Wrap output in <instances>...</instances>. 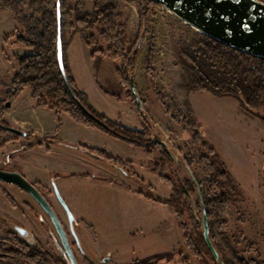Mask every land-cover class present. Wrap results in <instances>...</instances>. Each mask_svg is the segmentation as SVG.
Instances as JSON below:
<instances>
[{"label": "rangeland", "instance_id": "374dc122", "mask_svg": "<svg viewBox=\"0 0 264 264\" xmlns=\"http://www.w3.org/2000/svg\"><path fill=\"white\" fill-rule=\"evenodd\" d=\"M74 7V0L66 5L70 21L66 22L64 31L72 28L82 32L93 54L105 57H98L94 63L95 80L104 94L93 91L88 96L89 106L109 121L130 130H144L145 136L165 144L164 151L158 147L148 152L103 132L116 143L107 141L104 143L106 151L93 149V157H88L83 151L53 143L59 151L70 156L68 161L80 162L74 156L79 157L81 152L85 154L81 156L84 161H93V174L80 171L66 176V190L61 188L58 178L52 179L65 206L79 220L74 230L82 250L93 264H155L158 261L170 264L174 260L181 263L186 257L187 264L264 261V121L246 112L234 97L217 94L234 92L236 84L224 78L221 69L206 66L201 54L195 52H200L206 44L203 34L161 5L149 6L148 18L141 23L137 7L132 3L123 4L120 13L126 36L125 50L139 52L134 71L130 75L127 73V79L129 81L130 76L134 79L143 102L140 111L132 95L128 97L130 90L126 89V80L117 73L120 62L107 55L109 43L101 35L104 26L95 16L93 0H85L78 15ZM24 10L25 14H30L27 7ZM6 12L10 14L9 11L0 12V93L3 82L10 78L12 81L16 58L32 50L17 42L18 35L39 40L42 22L48 19L39 12L30 25L24 23L23 28L17 23L12 29L9 19L3 15ZM208 47L214 48V45L208 44ZM151 48L152 80L147 77L144 66ZM75 63L77 81L82 85L86 82L85 71L78 61ZM238 64L245 68L241 60ZM200 70L216 76V79L211 78L209 89H199L208 86L201 80ZM136 80L142 84L140 89ZM82 87L86 89V85ZM215 87L217 91L212 89ZM18 96L9 101L10 104ZM251 111L255 113L259 109ZM186 124H190L207 146L215 149L236 184L230 191L225 216L204 203L212 190L203 159L205 155L209 158L212 155L202 148L201 141L196 143ZM17 138L27 141L26 137ZM12 153L3 157L4 153L0 154V168H11L6 159L7 155L10 159ZM30 171L36 173L33 169ZM36 177L44 180L40 174ZM51 177L54 176L45 179L50 188L53 187ZM228 186L224 190H230L233 184ZM171 194L172 201L180 203L183 212L180 220L170 211L173 209L168 204ZM51 201L53 210L65 219L66 212L60 202L54 197ZM200 201L210 212L209 236L219 254L218 260H212L204 239V242L200 240ZM38 217L50 225L29 194L12 184L0 182V238L12 225L23 227L34 234L33 238H37L46 251L58 258L52 242L37 224ZM179 224L184 225L199 254L192 255ZM78 263L84 264L81 259Z\"/></svg>", "mask_w": 264, "mask_h": 264}, {"label": "trees", "instance_id": "16d2710c", "mask_svg": "<svg viewBox=\"0 0 264 264\" xmlns=\"http://www.w3.org/2000/svg\"><path fill=\"white\" fill-rule=\"evenodd\" d=\"M59 1L61 8L63 39L66 22L68 23V21H70L68 16V13L70 12H68L66 16L65 9L66 5L71 0ZM84 1L85 0H74L75 7L73 10L76 15L82 12ZM124 3H132L137 7L141 23L148 18V7L155 6L157 4L147 0H93L95 16L100 18V22L104 26L101 35L103 39L109 43L107 55L120 62V66L117 67V73L121 76L122 80H126V88H129L127 73L129 75L133 73L139 52L125 50L126 36L121 23L120 13V9ZM25 7H27L30 14H25ZM3 11H9L12 18L20 26H23V28L25 27L24 23L30 25L35 20L39 12L48 16V19L42 22L43 30L40 32L41 36L39 40L32 41L27 37L18 35L17 42L31 48L32 50L27 55L18 56L16 58L17 68H14L13 70L11 87L7 91L5 102L13 101L16 96L27 88L30 91L31 99L35 107L53 110L56 113L59 122L61 121V114L65 113L75 122L83 126L100 130L117 139L142 147L143 149L148 150V152H151L158 147H162L161 151H164V147L159 141L145 136L146 131H139L137 129L130 130L117 123L111 122L105 116L96 113L89 106L86 96L77 89V86L70 74L64 53L65 44L63 40V64L65 74L78 102L89 111L90 115H86L79 107L78 103L73 100L66 85L64 84L56 58V0H0V12ZM203 37L206 39V44L200 52H195L201 54L206 66H209L211 69H221L223 74H220L224 78L227 77L228 80L230 78L231 84H236L234 92L215 93L234 97L240 102L241 107L246 112L257 116L264 121V60L224 46L216 40L206 37L205 35H203ZM86 41L87 44L90 45L88 38ZM208 44H210V46L214 45V48L208 47ZM216 46H218V48H216ZM239 60L245 63V68L238 64ZM144 66L147 77L152 80V48L148 50V53L145 56ZM199 73H201V80L208 83V86L203 87V85L199 89H209V86L211 87L212 84L211 78L216 79V76L214 74L209 76V72H205V70H200ZM212 89L216 91L218 90L216 87ZM128 96H131L130 91H128ZM1 105L2 102H0V126L6 125L1 119V111L3 110ZM251 109H259V111L254 113ZM95 119H97L98 122H96ZM186 129L194 134L196 143L197 141H201L202 148L206 149L208 153L212 155V158L205 155L204 157L206 158L203 159L204 167L210 177L208 181L211 184L212 190L210 192V197L205 199L204 203L207 208H210L212 211H218L222 216H225L230 203V191L234 190L233 188H235L234 185L236 186V184L228 174L224 164L220 161L215 149L207 146L206 142L200 139V135L190 128V124H186ZM80 147L76 146V148L79 149ZM89 151L94 152V150L91 149H89ZM166 154L168 153L166 152ZM226 183L229 185L233 184L230 190H227L229 192L224 190L226 187L229 188ZM172 197L173 194H171V199L168 204L175 209L176 218L180 220L183 213L181 207H179L180 203H174L172 201ZM207 216L208 218L210 216V212L208 210ZM179 225L183 230L184 238L191 252L193 254H199L196 244L193 240H191L190 235L185 231L184 225ZM201 235L200 240L203 241L204 238L203 235ZM206 251L207 254H210L212 260H214L208 247L206 248ZM0 262H6L7 264H64L60 260H57L49 255L39 244H34V246H32L26 241L22 239L20 240L14 236H8L7 238L0 239ZM239 263L264 264V261L240 260Z\"/></svg>", "mask_w": 264, "mask_h": 264}, {"label": "crops", "instance_id": "0c3cea01", "mask_svg": "<svg viewBox=\"0 0 264 264\" xmlns=\"http://www.w3.org/2000/svg\"><path fill=\"white\" fill-rule=\"evenodd\" d=\"M3 15L9 19L12 29L17 27V22L12 18L11 13L9 14L6 12ZM66 30L64 31L63 38L65 44L64 53L70 74L77 89L86 96L87 100H89L88 96L93 94V91L98 95L104 94L103 91L99 89L98 81L95 80L96 71L94 63L98 60V57H101V59L105 57L93 54L92 48L87 44L82 32L72 28L69 31ZM77 61L79 62V67H82L85 71L84 78H86V82L82 85H86V89L77 81L78 73L76 68L74 69L76 66L75 62ZM136 84L138 88L140 85L142 86L137 80ZM96 85L98 86L97 91L95 90L97 87ZM10 87L11 78L6 79L3 85H1L0 102L5 103L7 91ZM22 92L23 93L19 95L13 103L11 102L8 108H3L1 111V119L13 128L31 133L32 137H26L27 141H20L18 139L11 140L10 136L1 132L0 144L2 147H0V151L4 153L1 157L5 156L8 152H13L10 166L19 170L28 180L37 182L45 187H49L48 184H45V179H48L50 175L54 176L51 177V180L53 178H58L61 188L66 190L67 175L75 174L80 171L93 174V161H84L81 158V156H85V154L81 152L79 157L74 156L75 158L77 157L80 162L68 161L69 155L59 151L55 144L48 143L46 140H42L40 144L34 145L30 150H19L23 146L32 143L35 138L42 139L44 136L69 142L70 144L82 145L87 148L105 151L107 149H105L104 143H107V141L116 143L100 130L83 126L75 122L65 113L61 114V123L59 124L56 113L53 110L35 107L31 99L30 91L24 89ZM100 142H103V145H101ZM122 145V147H124V144ZM30 169L35 170L36 173L34 174V171H30ZM36 174L43 176L44 180L42 177H40L41 179L36 177ZM170 211L172 214L175 213L172 208H170ZM77 222H79V220H77Z\"/></svg>", "mask_w": 264, "mask_h": 264}, {"label": "water", "instance_id": "95a60500", "mask_svg": "<svg viewBox=\"0 0 264 264\" xmlns=\"http://www.w3.org/2000/svg\"><path fill=\"white\" fill-rule=\"evenodd\" d=\"M157 5H161L172 11L177 17L195 27L200 33L209 37L224 46L232 48L236 51L245 53L249 56L264 60V2L261 0H147ZM143 40L140 39L139 44ZM55 51L59 66L60 74L63 78L71 97L75 100L79 107L86 115H90L89 111L78 102L73 93L63 64V39H62V21L60 1L56 0V34H55ZM130 92L135 100L138 110H143V102L137 92L136 85L132 76L129 77ZM10 102L3 104L4 108H8ZM98 122L97 119H95ZM8 131L25 137L26 132L13 127H5ZM159 142L165 146L163 141ZM6 161H9L7 155ZM0 182L12 184L23 190L39 205L42 211L48 216L56 235L59 237L60 245L54 238L57 248L68 256L67 264H77L73 253L67 243L66 234L62 228L61 222L49 204L38 189L28 181L20 172L16 170L0 169ZM53 183L54 194L63 206L70 230L78 243L77 236L73 230V224L76 222L75 217L65 206L59 192ZM198 193L199 190L197 189ZM201 200V199H200ZM264 202V195H263ZM201 219H202V235L204 241L212 253L215 260L219 259V254L209 236V223L207 211L204 203L200 201ZM15 231L21 238L26 237L27 230L22 227H16ZM105 259L104 261H106Z\"/></svg>", "mask_w": 264, "mask_h": 264}, {"label": "flooded vegetation", "instance_id": "af4514ba", "mask_svg": "<svg viewBox=\"0 0 264 264\" xmlns=\"http://www.w3.org/2000/svg\"><path fill=\"white\" fill-rule=\"evenodd\" d=\"M128 85H129V81H128ZM127 89V88H126ZM128 90H130V86H129V88H128ZM131 93V92H130ZM132 95V94H131ZM129 97V96H128ZM130 98V97H129ZM131 99H132V101H134L135 102V100H134V98H133V96L131 97ZM6 124V123H5ZM5 127H11V126H9L8 124H6V125H1L0 126V133L2 132V133H12V132H10V131H8L7 129H5ZM27 134H26V136L25 137H32V134L31 133H29V132H26ZM12 134H14V133H12ZM18 137V135H16V134H14V136H10V139L11 140H16V139H18L17 138ZM42 140H46L48 143H59V144H62V145H64V146H66V147H69V148H74V149H77V150H80V151H83L85 154H87V155H89V156H91V157H93V152H91V151H89V149H91V148H87V147H85V146H82V145H76V144H70L69 142H65V141H61V140H58V139H55V138H52V137H49V136H44L42 139H39V138H35L34 140H33V142L32 143H30L29 145H26V146H23L22 148H20L19 150H30L34 145H38V144H40L41 142H42ZM76 146H82V147H84V148H82V147H80V149L79 148H76ZM19 150H17V151H19ZM91 150H93V149H91ZM8 162H10L11 163V157H10V159H9V161ZM4 165L6 164V162L5 163H3ZM9 164V163H8ZM1 166H3V165H1ZM11 167V166H10ZM0 169H2V168H0ZM4 170H11V171H13V170H16V171H18V172H20L19 170H17V169H15L14 167H11V168H8V169H4ZM21 173V172H20ZM22 174V173H21ZM23 175V174H22ZM24 176V175H23ZM25 177V176H24ZM37 189H38V191L43 195V197L49 202V204L51 205V207L53 208V203H52V201H51V197H52V199H53V197L57 200V198H56V196H55V194H54V191H53V187H45V186H43V185H41V184H39V183H37V182H34V183H32ZM21 190V189H20ZM46 193V194H45ZM58 201V200H57ZM42 210V209H41ZM44 213V212H43ZM56 214H57V216H58V218H59V220H60V222H61V225H62V228H63V230H64V232H65V234H66V237H67V243L69 244V246H70V249H71V251H72V253H73V256H74V258H75V261L77 262V264H79L78 263V261H79V259H81L82 261H83V263L84 264H93V260L90 258V256L86 253V252H84L83 250H82V248H81V244H80V242H79V239H78V237H77V239H78V243H77V241L75 240V238H74V236L72 235V232H71V230H70V226H69V222H68V220H67V216L65 217V219H64V216L63 215H59L57 212H55ZM45 214V213H44ZM46 215V214H45ZM47 216V215H46ZM47 218H48V216H47ZM38 219V223L37 224H40V228H41V230L47 235V237H48V239L52 242V246L55 248V250L58 252V254H59V257L58 258H55L51 253H49L48 251H46L45 250V248H44V246L41 244V242L37 239V238H33V236H34V234L33 233H31L29 230H27L28 232H27V234H26V237H24V238H21L19 235H18V233L15 231V228L16 227H20V226H13L12 225V227L6 232V235H4V236H2L0 239H4V238H7L8 236H14V237H17L18 239H22V240H24V241H26L29 245H32V246H34V244H39L41 247H42V249H44V251H46L49 255H51L53 258H55V259H57V260H60L62 263H64V264H67V259H68V256H67V254L66 253H62L58 248H57V246H56V244H55V242H54V238L57 240V243L60 245V240H59V237L56 235V233H55V230H54V228H53V226H52V224L50 223V225L48 226V225H46L47 224V222L43 219V218H37ZM49 219V218H48ZM50 222V221H49ZM77 224H79V222H77V220H76V222L73 224V230H74V228H75V226L77 225ZM23 228V227H22ZM25 229V228H24ZM74 232H75V230H74ZM77 236V235H76ZM35 237V236H34ZM31 240H33V241H31ZM192 253V252H191ZM212 254V253H211ZM192 255L194 256V254L192 253ZM213 256V255H212ZM214 258V257H213ZM78 260V261H77ZM183 262H185V264H187V257L186 258H183V260H182ZM182 261H180L181 263H177V261L176 260H174V261H172L170 264H183V262ZM155 264H162L160 261H158L157 263L155 262Z\"/></svg>", "mask_w": 264, "mask_h": 264}, {"label": "bare ground", "instance_id": "6f19581e", "mask_svg": "<svg viewBox=\"0 0 264 264\" xmlns=\"http://www.w3.org/2000/svg\"><path fill=\"white\" fill-rule=\"evenodd\" d=\"M195 28V27H194Z\"/></svg>", "mask_w": 264, "mask_h": 264}]
</instances>
